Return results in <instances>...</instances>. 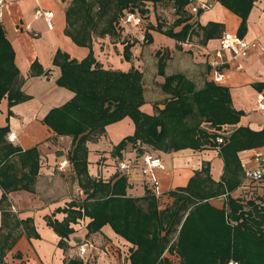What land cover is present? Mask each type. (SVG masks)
Returning <instances> with one entry per match:
<instances>
[{
    "label": "crops",
    "instance_id": "crops-1",
    "mask_svg": "<svg viewBox=\"0 0 264 264\" xmlns=\"http://www.w3.org/2000/svg\"><path fill=\"white\" fill-rule=\"evenodd\" d=\"M70 2L71 0H5L1 9L0 24L13 51L20 89L28 95L27 99L10 107L6 95L0 99V125H8L9 128L4 143L10 145V148H20L19 152L35 147L38 153L37 171L32 178L28 176L30 166H22L18 151L7 161L12 165L9 172L14 175L12 178L25 179L29 182L28 188L18 186L5 190L0 185V252H3V260L7 264H66L72 258L80 259L81 264H128L129 249L133 246L116 234L109 224L88 232L86 225L90 217L86 215L70 221L69 227L72 231L63 237L47 223V218L61 221L67 215L61 208L68 207L70 201L80 203L86 197L78 182L81 176L77 175L69 159L73 146L72 137L55 134L43 122L44 116L51 108L62 105L74 95L72 90L56 83L61 72L59 66L53 63L55 52L60 49L68 53L70 58L80 61L90 51L87 45L76 43L65 32V9ZM189 4L190 2L186 6V12L189 15L191 31L186 41H177L162 32L148 28V25L144 26L145 17L143 24L139 26H131L116 19L113 23L114 33L92 34L91 50L95 60L103 69L128 71L134 67L143 72L146 52L151 49L154 54L166 52L168 55L164 66L165 74L181 72L195 85L200 86L206 80H212L207 63L208 55L219 47L223 32L238 34L241 17L219 0H214L210 8L197 14L191 13ZM37 7L53 11L51 25H48L43 17L34 14ZM147 14L148 20L153 22L154 15L148 12ZM166 14L167 18L159 19V22L164 24L163 28L172 26L177 17L176 14L172 17ZM183 23L174 25L173 31H178ZM145 32H149L151 41L145 38ZM239 36L246 39L259 38L264 45V0H253L245 31ZM127 43L131 44L128 59L123 54ZM222 60L224 76L216 83L229 88L233 106L243 112L236 126L260 130L264 123L257 108V95L264 93V50L236 58L224 52ZM34 62L35 73H31ZM238 63L240 68L236 67ZM38 69L42 72H37ZM155 79L160 86L164 75L158 74ZM162 106V101L146 99L140 109L147 114H153L156 107ZM233 128L234 125H230L225 131L230 132ZM133 131L134 122L126 115L108 123L104 133L95 139L86 141L87 172L90 177L108 181L126 173L127 195L141 197L145 194L146 186H151L152 174L157 181L160 192L158 195H161L163 201L169 202L172 200L169 192L185 186L189 178L202 166L208 167L209 175L214 181L220 180L224 163L219 146L200 149L185 147L165 151L147 144L138 146L128 143L118 152L112 153L113 146ZM10 134H14V137L10 138ZM5 145L0 146V164L4 160ZM138 147L142 152L149 150L158 155L163 166L144 170L138 164L142 154L137 150ZM208 150L214 151L213 156L201 159L200 162L199 159ZM256 151L264 154V145L237 152L243 174L241 182L228 192L229 195L258 196L264 200V183L253 182L245 185L244 179V170L256 165L253 157ZM214 156L217 157L216 166L213 164ZM123 158H129L126 161L135 166L120 170L118 164L124 161ZM63 160H66L65 164H61ZM190 160L195 161L193 163ZM178 163L180 166L177 167ZM177 168L180 169L177 171ZM225 197L226 194L223 193L210 197L209 201L220 208L224 205ZM164 206V203L158 205L159 208ZM72 208L77 209L78 206L74 205ZM26 219L29 221L26 222ZM59 241H62V244H59ZM82 243H87L88 246L80 256L78 246ZM163 256L170 264L178 263V256L174 254L164 252Z\"/></svg>",
    "mask_w": 264,
    "mask_h": 264
},
{
    "label": "trees",
    "instance_id": "trees-1",
    "mask_svg": "<svg viewBox=\"0 0 264 264\" xmlns=\"http://www.w3.org/2000/svg\"><path fill=\"white\" fill-rule=\"evenodd\" d=\"M145 1L161 0H71L65 9V32L76 43L87 45L90 51L80 61L60 49L55 52L53 63L61 72L56 83L72 90L74 95L51 108L43 122L55 134L72 137L69 159L81 176L78 182L86 197L80 203L70 201L68 207L61 208L67 212L61 221L47 218V223L61 237L72 231L69 222L82 215L90 217L86 225L88 232L109 224L116 234L133 245L129 249L128 264H170L164 252L178 256L177 264H227L230 260L238 264H264V200L258 196L228 194L241 182L243 174L237 152L264 145V126L260 130L236 126L243 112L233 106L228 87L213 80L197 87L181 72L164 74V52L157 54L158 73L164 75L160 88L166 97L162 107L147 114L140 109L145 102L142 72L134 67L128 71L103 69L93 56L92 34L114 33L113 23L122 11L141 7ZM169 1L177 15L172 26L163 28V22L157 21L155 25L148 24V28L182 41L191 31L186 12L189 0ZM219 1L240 15L237 33L242 35L253 0ZM141 10L145 14L146 10ZM182 22L181 28L173 31L174 25ZM144 36L151 41L149 32ZM130 45L124 46L126 59L130 57ZM34 66L35 62L31 73H35ZM20 86L13 51L0 24V99L6 95L9 107L27 99ZM126 115L133 120L134 131L115 144L112 153L128 143L147 144L165 151L219 146L224 163L220 180L214 181L208 167L202 166L185 186L169 192L172 197L169 202L163 201L148 185L141 197L127 195L126 173L108 181L90 177L86 141L95 139L104 133L108 123ZM230 125L234 128L226 132L225 128ZM8 130V125H0V146L5 145ZM220 135L223 140L219 143L216 138ZM9 146L5 145L4 160L0 164V185L5 190L18 186L28 188L29 182L25 179H13L14 175L9 174L12 165L7 161L18 151L22 166H30L28 176L32 178L37 171L36 148L19 152L20 148ZM137 150L142 152L139 147ZM223 193L226 197L222 207L209 201L210 197ZM159 203L165 206L159 208ZM74 205L78 208H72ZM0 264H7L3 252H0ZM66 264H81V260L72 258Z\"/></svg>",
    "mask_w": 264,
    "mask_h": 264
},
{
    "label": "built area",
    "instance_id": "built-area-1",
    "mask_svg": "<svg viewBox=\"0 0 264 264\" xmlns=\"http://www.w3.org/2000/svg\"><path fill=\"white\" fill-rule=\"evenodd\" d=\"M214 0H201L197 2H192L189 0V9L191 13L197 14L199 11L208 9L212 6ZM5 0H0V14L1 9L4 6ZM36 16H41L44 18L48 25L52 23L53 11L37 7L34 11ZM118 20L120 22L126 23L131 26H139L143 24L144 14L140 13L138 9H124L119 15ZM264 45L261 43L259 38L246 39L239 36L238 34L225 31L220 36L219 47L210 52L207 58V63L209 66V74L211 79L214 82L220 81L224 73L222 71V66L224 61L222 56L224 52H228L232 58L247 56L249 53L254 51H263ZM237 68H240L241 65L238 63ZM257 108L261 114L262 121L264 123V93L260 92L257 95ZM10 138L14 137V134L9 135ZM217 142H222L223 136H217ZM256 165L244 170V179L245 185H249L253 182L264 183V154L261 151H256L253 154ZM66 160H63L61 164H65ZM138 164L144 170H152L155 167H162L161 158L158 155L153 154L149 150H145L139 157ZM135 164L132 162L122 161L118 164L120 170L124 171L131 167H134ZM151 186L155 194H160L157 187V183L153 175H150ZM87 243H82L78 246V253L82 256L87 248ZM227 264H238L237 261L230 260Z\"/></svg>",
    "mask_w": 264,
    "mask_h": 264
},
{
    "label": "rangeland",
    "instance_id": "rangeland-1",
    "mask_svg": "<svg viewBox=\"0 0 264 264\" xmlns=\"http://www.w3.org/2000/svg\"><path fill=\"white\" fill-rule=\"evenodd\" d=\"M148 6H150V7L148 8ZM134 8L138 9L139 11H142L141 8L146 10V11H143V13H145L144 17L146 19L144 22V26H146V27L148 24H154L155 25L156 22L159 21V19L163 20V19L167 18L166 13L171 15V17L175 14L172 3L169 0H161L159 2L145 1L144 3L141 4V7L135 6ZM147 12L152 13L154 15L153 22L148 20L149 15L147 14ZM186 39H187V37H185L184 41H186ZM144 44H147V43H144ZM145 56L146 57H145V64L143 66V72L141 71L142 72V82H143V86H144V98H145V100L146 99H155L156 102L157 101H163L164 98L166 97V94L163 93V91L161 90V88L159 86V82L155 79V76L159 74L158 73L159 72L158 67H159V63H160L159 56H158V54H154L151 49H149V51L146 52ZM163 56L164 57L166 56L164 64H163L165 66V64H166L165 62H166L168 55L165 52ZM163 69H164V74H165L166 69L165 68H163ZM196 86L198 87V86H200V84L199 85L196 84ZM213 152H214L213 150H208V152L205 153L203 155V157H201L199 159L200 162H201V159H207L208 157L213 156L212 155ZM214 157H215V159L214 158L213 159L215 161L213 162V164H214V166H216L215 162L217 160V157L216 156H214ZM123 159H124V161L129 160V158H123ZM190 161H192V160H190ZM194 161L195 160H193L192 162L194 163ZM178 166H180V163L177 164V167ZM179 169L180 168H177V171ZM215 173H217V171ZM177 176H179L178 173H177ZM156 183H157V181H156ZM175 185L176 184H174V187H175ZM157 187H158V185H157Z\"/></svg>",
    "mask_w": 264,
    "mask_h": 264
}]
</instances>
